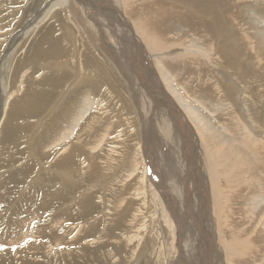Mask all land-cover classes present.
Here are the masks:
<instances>
[{"label": "rangeland", "instance_id": "obj_1", "mask_svg": "<svg viewBox=\"0 0 264 264\" xmlns=\"http://www.w3.org/2000/svg\"><path fill=\"white\" fill-rule=\"evenodd\" d=\"M54 1L0 0V264H64L72 259L75 260L69 264H87L82 258L84 255L80 247L85 245L93 250L100 248L98 238L105 234L115 237L113 242L122 245L120 248L130 247L132 251H129L128 258L110 257L103 264H120L124 260L125 264H144L145 261L147 264H171L173 256L169 254L171 247L170 241H167V236L171 235L168 223L174 225L176 233L182 228L175 220H167L163 209L167 208L165 200L161 196V207L158 193L149 184L155 182L149 170L144 178L143 150L149 147L153 137L143 132L146 118L139 115V100L131 93L135 83L126 79L121 67L109 55H116L117 50L114 48L113 53L108 54L107 47L104 51L98 30L85 15L82 4L71 0L65 7L59 5L49 11V5ZM251 1L112 0L110 4L112 8L121 9L123 15L132 21L134 13L141 14L135 9L137 5L148 2L142 9L147 12L148 8V14L161 18V22L149 24L148 37L139 33L134 25L136 36L143 41L149 54H153L160 79L168 73V77L177 84L180 80L190 81L192 76L197 75L192 92L198 94L202 93L201 86H197L201 73L204 78L202 83L211 86L208 90L214 93V98L211 94L203 96L197 106L199 124H195L191 116L186 117L189 120L187 129L194 133V140L201 146L204 170L208 176L216 174L217 168L212 166L219 149V145H216L217 152L213 154L208 139L211 140L212 135L220 134L218 136L223 137L228 134L230 122L226 123L225 118H237L238 124L246 128L248 141L257 139L264 146V123L261 122L264 118V50L257 41L264 30V24L258 20L263 17L259 9L263 8L264 11V6H257V11ZM130 9H135L133 15ZM164 12L172 16L163 17ZM256 20L259 25L255 24ZM28 29L27 35L22 33ZM198 29L211 36V47L200 37H195L194 31ZM157 34L159 37H156ZM77 39L84 47L81 49L89 51L86 58L75 57L72 52ZM196 44L205 46L209 51L213 49L211 61L207 63L198 57L194 58V67L183 63L179 66L175 61H180L182 55L178 53ZM85 62L89 65H85ZM127 67L130 68L124 66L126 70ZM179 70H183L182 76L177 75ZM232 81L235 83L232 84ZM161 88L166 95L171 96L170 86L165 87L161 83ZM241 88L244 89L243 100L252 103L259 114L256 117L261 120L258 124L251 120L247 112L241 111L244 105L240 99ZM180 93L188 102H193V95H185L184 90ZM83 95L94 96L95 104L67 139L72 145L70 155L74 162H63L59 160L65 156L62 155V148L69 144H54L66 138L62 135L64 129L71 132L72 126L69 128L67 120L73 121L70 116L74 114L80 102L79 97ZM188 113L192 115L190 110ZM148 114L147 108V118ZM221 141L222 146L225 145ZM73 144H78L79 148ZM79 150L82 155L78 153ZM108 152L111 157L105 158L104 154ZM48 153L53 155L49 156ZM84 155L87 159H84ZM91 158L98 165L93 164ZM93 165L97 174L100 173L99 165L108 169L102 181L86 174V168L91 166L93 170ZM217 173L220 175L221 171L218 169ZM185 174H182L184 180ZM145 179L149 181L148 184ZM219 185L225 189L220 180ZM243 194L247 197L250 193ZM112 197L121 202L120 210L113 208ZM250 197H255V193L251 192ZM85 199L90 201L88 204L92 202V206L80 217ZM70 200H75L76 205L69 211L71 218L66 213V205ZM107 214L110 220H107ZM211 215L215 218L214 212ZM65 220L70 223L64 226H71L73 232L68 236V241L81 229L87 232L75 241L72 254L54 262L46 250L53 239V228ZM111 220L114 224L109 223ZM218 227L211 232L220 242L232 240L233 236L242 240L249 237L247 232L224 231L223 235H219ZM263 230V226L256 223L255 232L248 238L250 243L247 246L245 244V247L241 244V263L264 264V260L261 261L264 250L258 247ZM64 234L59 232L58 236ZM145 238L149 243L147 247L142 244ZM96 240L97 246L93 245ZM192 245L196 247V244ZM150 250L153 252L151 257L143 261L149 256ZM259 250L262 254L257 252ZM258 254L261 257L253 260L255 256L258 258Z\"/></svg>", "mask_w": 264, "mask_h": 264}, {"label": "bare ground", "instance_id": "obj_2", "mask_svg": "<svg viewBox=\"0 0 264 264\" xmlns=\"http://www.w3.org/2000/svg\"><path fill=\"white\" fill-rule=\"evenodd\" d=\"M70 1L71 0H55L52 3V5H49V11L54 10V8L59 5L65 7L68 5V2ZM76 1L82 4L85 15L90 18V21L92 22V25L95 27L96 31L98 30L97 32L100 36L99 40H101L100 42L103 45L104 51H106L105 49H107V47L109 48V52H107L108 54L113 53L114 48L117 50L116 55L113 54H109V55L112 56V58L115 59L114 60L115 63L121 67L122 69L121 71H123L126 79L129 80L130 82L135 83V87L131 88V93H133L135 95V98L139 100L138 102L140 104L139 115L142 118L143 117L146 118L144 124L145 131L143 132L145 133L147 132L146 135H149L148 137L150 138L153 137V139H151L152 141H150L148 144L149 147L148 148L145 147L144 150L142 149L145 153L144 155L145 161L143 160L144 178L145 175H148V170H149V173L151 176H153L152 178L153 180H155V182L149 183V181L146 179L145 181L147 182V184L149 183L151 185V188L155 189V191L158 193L161 207H163L161 196L164 198L165 206L167 208L164 207L163 209L165 210L164 213L167 220L169 219L175 220V223L180 225L182 228L178 233H176L174 231L175 230V228L173 227L174 225L171 226L172 224L170 221H169L170 223H168L170 225L169 230H171V233L170 232L169 233L171 235L167 236V241H170L169 245L171 247L169 254H172L173 256V261L171 264H228L231 261H234L233 262L234 264H246L240 262L241 260L239 254H240L241 244H243V246L246 244L247 246L248 243H250L248 238L249 237L251 238L250 234L255 232L254 230L256 223H258V226L262 225L264 229V218H263L264 209H261L264 208V146H262L263 143L257 139L256 140L254 139L255 140L254 142H251V140L248 141L246 135V128L238 124L239 120L237 118H225L226 123L230 122V125L227 126L229 129L228 134L223 135V137L218 136L220 134L214 137L212 135L211 140L207 138L210 144L209 148L211 149L213 154H216L217 152L216 145H219L218 154L216 155L217 159L214 158L215 163L212 166L213 168H217L215 170L216 174L215 176H208L204 170V163H203L204 159L202 157L203 155H202L201 146L199 147V145L197 144L198 142L194 140V133L187 129L186 126H188L189 120L186 117L187 115L191 116L193 122L195 124L196 123L199 124L197 118L199 116L198 115L199 109L197 106L199 105V102H201V98L203 96H209L210 94L214 98L215 95L212 92L210 93V90H208L211 88L210 85L206 83L205 84L202 83L204 78H202L201 73L198 76L199 84H197V86H201L199 88H201L202 93H200L197 88V92H199L198 94H194L192 92L193 91L192 88L195 85V80L197 78V75L196 77L192 76L190 81L180 80V83L177 84L173 83L172 81L173 78L168 77L169 76L168 73L166 74V76L161 75L162 79H160V74H159L160 71L158 70V67L154 64L152 59L153 54L152 55L149 54V52L147 51L148 48H145L143 41H141L136 36L134 25L137 26L139 33H143L148 37L149 24L151 22L159 23L162 21L161 18L158 16H154L153 14H148V8H147V12L144 9H142V6L147 5L148 2H145L144 4L141 3L140 5H137V8H135L138 9L139 11L138 10L137 11L140 12L141 14L136 12L137 13L136 15L134 13L135 9H130L132 15L134 13V17L132 19L133 22H132L123 15L121 9L112 8L110 6L112 0H76ZM252 1L251 2L255 6L256 10L258 9L257 6L258 7L264 6V0H252ZM46 9H48V6H46ZM142 10H144L145 12L143 11L142 13L141 12ZM259 10L263 12L262 15L263 17H260L258 20H261V24H264L263 8L262 9L260 8ZM166 13L167 12H164L162 13L163 15L162 14L161 15L163 17H169V18L172 16V14L170 13L166 14ZM255 24L259 25L257 20L255 21ZM29 30L30 29L25 30L26 32H22V33L27 35ZM194 35L196 38L200 37L199 39L206 41V44L208 46L211 45V38H210L211 36L209 37L208 35H205L204 32L201 31L200 29L195 30ZM156 37H159V34H157ZM257 41L259 42L262 50H264V30L261 31L260 36L257 38ZM81 45L82 43L79 42L78 40L75 43L74 49H72V52H74V56L76 55L80 59L86 58L87 54L89 55L88 49H81L84 48L81 47ZM212 50L213 49L211 48V51H209L205 48V46H202L200 44L191 45L190 47H188V50L185 49L184 51H180L178 53L181 54L182 56L180 58V61H175V62L178 63L179 66H181L180 65L181 63H183V65L185 66L191 64L194 67L195 64L194 58L200 57L203 58L205 62L209 63V61H211V57L213 53ZM57 56L58 55H56V57ZM119 56L121 57V59H119ZM69 63L71 64V60ZM83 65L84 64H82V67L81 65H79V67L83 68ZM85 65H89V63L85 62ZM124 66H130V68L127 67L128 70H126ZM88 69L91 70L90 68ZM92 74L90 73V75ZM134 74L137 76V78L136 77L134 78ZM182 74H183V70H179L177 72L178 76H182ZM83 79L85 80V78ZM161 83L165 87L170 86L172 88L171 90L172 92L170 94L171 96L166 95L165 91L161 88ZM231 83L234 84L235 82L232 81ZM182 90H184L185 95L186 94L193 95L192 101L194 103L188 102L187 99H185V97L183 98L181 96L180 92H182ZM240 91L242 92L241 95L242 98H240L241 103L244 102V105L242 104L243 107L241 108V111L243 113L247 112L252 117L251 120L255 122L257 121L258 124L260 119L256 118L259 115L257 110L254 108L252 103L248 102L246 99L243 100L244 89L241 88ZM88 95L87 96L83 95L82 98L79 97L80 99L79 105L77 108H75L74 114L72 115L73 117L70 116L71 117L70 119L75 121L74 124L71 125V122L73 121H70L69 119L67 120V122L69 121L67 124L69 128L72 126L71 132L70 131H69L70 133L68 132L69 129L68 130L64 129L63 131L64 133L62 135L66 138L59 139V141L55 143L54 146L55 145L59 146L62 143H63L62 145L69 144L67 139L72 136L71 133L74 131L75 127L77 126L78 128L81 118L84 117L85 113L90 108L94 107L95 104V101L93 102L94 96H92L91 98V96L88 97ZM195 97L198 98L199 100H197ZM210 104H212V102H210ZM214 107H217V105L214 104ZM147 108L149 113L148 118L146 117ZM188 110L191 111L192 115L188 113ZM224 113H226V110L224 111ZM179 116H181L182 118H180ZM185 122H187V125ZM261 122L264 123V118L262 119ZM238 128L239 130H237ZM213 139L214 141H212ZM221 140L224 141L225 145L222 146ZM73 145H75V147L78 146L79 148L78 144H73ZM71 147L72 145L69 144L68 146H65L64 149L62 148V152H63L62 155L65 156L61 157L59 159L60 161L63 162L71 161V163L74 162L71 160V155H70ZM78 153L82 155L81 150H79ZM48 154L49 156L53 155L52 153H48ZM83 157L84 159H87L85 158V155ZM104 157L106 158L111 156L108 152L104 154ZM255 158H257V161H255ZM91 161L93 162V164L98 165V163L94 160V158H91ZM98 168L100 169V171H98L100 172L99 174H97L94 165H93V170L91 166H88L86 168V174H90L92 177L96 176V179L101 180L104 177H106V175L108 174V169L104 168L101 165H99ZM218 169L221 171L220 175L219 173H217ZM184 172L186 173L185 174L186 180H184V177L182 175ZM219 180L221 184H223L225 189H222L220 187ZM209 186L211 187L212 191L210 190ZM101 190L103 189L101 188ZM251 192L255 193V197H250ZM243 193H247V194L250 193V194L247 195V197H245L246 195H244ZM110 194L112 196L111 192ZM164 194L168 195L167 196L168 199ZM186 194L187 196H185ZM87 196L88 195H86L85 197ZM89 198H91V196ZM111 200H112V204H114L113 208L115 210L116 209L120 210L121 202L118 199H117L118 201L115 200L113 197ZM62 202L64 203L63 200ZM73 202L71 201L66 205V210H67L66 213L69 215L70 218H71V214L69 213V211L71 212L73 208L76 206L75 200ZM88 202L90 201H86V199L84 202H82V204H84L85 206H83L82 207L83 209H81L82 211L79 212L80 217L84 216L85 212L88 211L89 207L92 206V202L89 204ZM55 205H57L56 202ZM39 207L40 206H38V208ZM167 209L171 212L170 213L171 215L170 214L168 215L169 211ZM75 210H77V208ZM213 212L215 213L216 219L214 218V215H211ZM108 214L111 215L110 212ZM108 214L106 215L107 220H110L108 218L109 217ZM215 220L217 222H215ZM94 221H97V219H95ZM68 222L69 220H65L62 223L58 222L56 226L57 228L55 227L52 230L53 239L48 245L49 247H47L48 250H46V252L48 253L49 257H52V260L54 262L62 260L65 256L72 254V247L74 244H76L75 241H77L78 238H81V236H83L87 232V230L86 231L84 230L85 231L84 232L81 229L79 230V233H77L75 237L72 238V240L68 241V236L72 235L73 233L71 226H68L67 228L66 226H64V224ZM109 223H113L112 220L109 221ZM217 225L219 226L217 228L219 230L218 231L219 235H223L224 231L225 232L229 231L231 233L247 232V234H249L248 235L249 237H246L245 239L242 240L240 238H237L236 236L233 237L231 236L232 238L231 237L230 238L232 240H224V242L223 241L220 242L217 238H215L214 235H212V232L214 228L216 229ZM52 231L50 230V232ZM59 232L65 234L62 236H58ZM260 234H261L260 235L261 243L258 245V247L263 251L264 230ZM114 238L115 237L111 236L110 234H105L100 236L98 238V245H99L98 247L100 248H97L96 250L90 249L87 246L84 247L85 245L80 247L79 250L84 255L82 258H85V262L87 264H103L106 263L105 261L109 260L110 257H116V259H118L124 256L128 258L129 251L130 252L132 251L130 250V247H128V249L120 248L122 245L120 246L119 243L115 241L113 242ZM148 240H150V238ZM96 242L97 240L94 242L93 245H96L97 244ZM147 243H148L147 240L142 242V244H145L146 247H147L146 245ZM192 244H196V247H194ZM104 246H107L108 248H105ZM54 248H56L55 251ZM76 251L77 250H75L74 252ZM257 252L262 254L260 250ZM152 253L153 252H151L150 250L149 256H146L143 261L145 260L148 261ZM160 253H162V250ZM257 257L258 258H256L255 256V258L253 257L254 259L253 258L252 259L253 260L259 259L261 255L258 254ZM74 260L75 259H72L70 261L65 262L64 264H69V262L72 263ZM263 260H264V256L262 257L261 261ZM158 261L159 259L157 260V262ZM107 264H109V262H107ZM120 264H125V260ZM144 264H147V262L145 261ZM156 264H160V263L158 262Z\"/></svg>", "mask_w": 264, "mask_h": 264}]
</instances>
